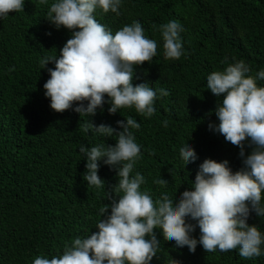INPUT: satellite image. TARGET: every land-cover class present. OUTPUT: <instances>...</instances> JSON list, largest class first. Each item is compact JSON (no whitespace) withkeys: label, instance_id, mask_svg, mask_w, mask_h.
Masks as SVG:
<instances>
[{"label":"trees","instance_id":"trees-1","mask_svg":"<svg viewBox=\"0 0 264 264\" xmlns=\"http://www.w3.org/2000/svg\"><path fill=\"white\" fill-rule=\"evenodd\" d=\"M52 2L25 0L23 11L0 19V264L51 258L77 236L96 231V223L104 218L99 209L110 203L105 191L118 181L115 169L101 164L98 175L105 187L89 186L83 179L85 157L78 151L80 145L114 144L115 137L85 133L87 117L71 109L52 110L43 94L47 69L54 65L41 69L40 60L59 56L71 35L47 20ZM94 16L113 33L139 21L144 34L157 41V54L135 67L132 79L133 85L147 82L169 91L166 97L158 94L154 114L146 118L134 108L109 114L105 104L90 117L95 125L114 128L117 120L129 116L140 123L133 132L141 155L132 174L144 175L141 190L154 200L165 191L174 196L177 190L178 197L190 189L206 158L228 160L233 171L241 168L240 149L208 129L209 122L218 123L214 109L222 96L206 88V77L238 60L248 64L252 75L264 69V0H122L119 15L97 8ZM173 19L184 28V51L178 60L164 58L159 30ZM257 84L264 86V80ZM165 120L167 127L162 126ZM187 141L198 159L185 165L179 149ZM252 147L245 141V155ZM162 178L167 186L155 182ZM247 222L264 233V216L253 213ZM156 231L160 245L155 264H171L172 259L181 264H264V255L243 258L238 250L206 252L199 244L190 253ZM192 235L199 237L198 227Z\"/></svg>","mask_w":264,"mask_h":264},{"label":"clouds","instance_id":"clouds-1","mask_svg":"<svg viewBox=\"0 0 264 264\" xmlns=\"http://www.w3.org/2000/svg\"><path fill=\"white\" fill-rule=\"evenodd\" d=\"M42 4L48 0H40ZM25 0H0V19L9 12L23 11ZM122 0H53L47 20L56 28L70 31V38L59 49V56H44L41 69L49 63V78L43 84L49 107L56 112L71 109L88 119L82 130L102 137H115V143H101L90 148L80 145L85 157L83 179L89 186L105 187L98 175L101 164L115 169L118 181L105 191L110 203L99 209L96 231L84 238L77 236L66 244L62 254L37 256L32 264H155L160 239L157 234L187 247L194 253L199 244L206 252L238 250L243 258L264 255V233L247 221L251 214L264 216V69L250 74L243 60L227 64L222 71L206 77V88L222 99L214 114L218 123L209 122L208 129L223 135L237 146L242 167L233 171L228 160L204 159L199 164L190 189L177 197L167 191L155 200L141 190L145 177L133 173L141 155L133 130L140 123L131 116L117 120V127L95 125L90 117L105 104L109 114L121 108H134L150 118L154 101L168 96L167 89H154L147 82L133 85L134 68L152 60L157 54V41L144 34L139 21L113 31L94 16L97 8L119 15ZM165 59L178 60L183 55V25L173 19L160 25ZM50 34V33H49ZM107 97V99L105 98ZM167 120L162 126L167 127ZM245 141L254 146L245 155ZM185 165L198 157L188 141L179 149ZM167 186L166 179L155 181ZM110 209V212H109ZM194 221L195 223H192ZM199 229V237L192 235ZM171 264H181L172 259Z\"/></svg>","mask_w":264,"mask_h":264}]
</instances>
